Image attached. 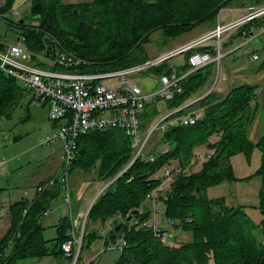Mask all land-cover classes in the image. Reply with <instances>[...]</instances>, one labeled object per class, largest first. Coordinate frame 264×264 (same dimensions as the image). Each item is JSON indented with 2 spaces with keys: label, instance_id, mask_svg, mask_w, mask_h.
I'll return each mask as SVG.
<instances>
[{
  "label": "trees",
  "instance_id": "1",
  "mask_svg": "<svg viewBox=\"0 0 264 264\" xmlns=\"http://www.w3.org/2000/svg\"><path fill=\"white\" fill-rule=\"evenodd\" d=\"M14 2L4 0L0 11L9 12ZM233 2L236 0H30V13L40 20L41 31L28 28L24 19L20 25L29 50L41 53L46 45L52 46L44 43L45 31L55 38L60 48L68 49L88 62L79 67L81 71L98 72L143 62L149 58L145 45L152 32L159 30L164 38L174 39L207 19H216L219 10ZM260 22L257 20L255 24ZM238 37L239 34H233L227 44L234 43ZM206 49L215 54L212 47L200 46L187 50L185 59L193 51ZM167 67L164 61L147 70L146 74L157 76L168 72ZM179 68L183 71L188 68L186 60ZM215 69L216 64L210 63L188 74L182 82V91L166 100L169 106L179 107L202 90L211 82ZM263 70L264 56L255 68L257 72ZM257 86L245 82L232 86L225 94L212 92V88L183 108L179 113L196 108L201 109L202 116L193 124L170 126L162 131L164 147L148 150L152 160L136 158L97 195L88 211V222L100 225L98 232L83 233L82 248L92 238L101 239V228L107 218L144 206L146 194L159 183L153 178L154 174L165 164L176 161L183 170L174 176L162 199L166 210L164 218L174 220L175 227L189 232V239H176L173 246H168L149 226L124 229L126 244L114 264H208L209 261L212 264H264V241L258 238L257 227L244 208L228 204L224 197L210 198L205 194L209 186L235 180L230 158L250 148L249 126L261 107L257 101ZM28 94L13 77L0 72V118L10 117L14 106ZM155 102L145 104L140 114V127L144 130L148 129L156 112ZM214 135L218 139L210 142L209 138ZM76 143L69 174L77 169L87 171L96 167V178L105 182L124 167L134 152L130 138L117 128L86 132ZM201 144L213 151L202 161L201 169L194 172L190 168L193 149ZM258 146L262 152L259 172L263 173L264 118ZM61 194V186L57 184L37 194L30 204L21 198L8 205L11 226L0 241V264H15L21 259L45 254L69 258L64 257L62 250V244L68 238L69 215L62 218L57 235L51 240L43 237L44 225L40 222L51 200ZM260 209L264 212L263 192ZM147 216L145 213L142 217ZM117 235L111 230L107 239L114 240Z\"/></svg>",
  "mask_w": 264,
  "mask_h": 264
},
{
  "label": "built area",
  "instance_id": "2",
  "mask_svg": "<svg viewBox=\"0 0 264 264\" xmlns=\"http://www.w3.org/2000/svg\"><path fill=\"white\" fill-rule=\"evenodd\" d=\"M233 10L232 7L220 9L216 26L192 41L148 58L141 63L107 71H81L79 67L86 65L88 63L86 60L71 51L56 49L53 46L46 45L41 53H35L25 45L24 36L19 38L18 43L0 42V72L13 77L21 87L29 92L31 101L33 100L36 105H46L48 119L54 123L52 131L41 139V144H51L57 141L61 143L59 167L56 173L39 182L35 186L33 194H29L27 190L24 191L23 198L28 204L46 188L59 184L64 203L69 208L72 207L69 171L77 150V138L86 132L97 129H120L130 138L131 146L134 149L129 161L106 182L105 188L121 175L136 158L153 159L152 155L144 154V148L155 129L164 131L170 126L193 124L201 118L202 112L198 110L179 113L183 108L188 107L190 104L188 103L166 115L150 129H145L142 132L140 127V114L145 104L159 99H172L176 93L182 91V82L188 74L210 63L218 64L222 56L248 45L260 33H264V1H250L242 9L243 13L240 16H235ZM222 11L230 14L225 22L220 18ZM257 20H261V22L255 24ZM247 24L249 27H245ZM236 33L239 34L236 41L230 43L229 48L222 51L223 38L229 36L230 39V36ZM200 46L212 47L215 54H212L210 49L189 53L185 59L188 64L186 70H181L180 65H168L166 68L168 72L157 75V84L150 90L142 89L138 84L125 77L132 72H141L159 66L178 53H186L187 50ZM252 58H258L256 49L252 50ZM113 76L120 78L118 87H106L98 83V80L102 78ZM57 121L59 122L57 123ZM212 151V149H206L203 153H198L197 156L193 155L191 163L196 162L197 159L208 158ZM4 165L5 160H0V168H4ZM182 170L183 168L177 164L164 168L161 174H154L153 178L158 179L159 183L146 194L144 200L146 206L117 212L107 218L101 228V251L122 249L126 244L125 230L142 226H149L163 244L173 246L175 237L170 234L167 228L175 225L176 222L159 217L158 204L162 200V192L166 188L169 189L174 176ZM97 195L90 202L85 213L81 211H77L75 215L70 213L68 238L63 242L62 250L64 257L73 259L72 264H76L77 257L81 252L83 228L88 221V211ZM48 212L47 208L42 215L45 216ZM145 213H148V216L143 218ZM118 223H122L119 230L116 231L118 235L114 240H108L107 234L111 230H115ZM79 230H81V234L77 235Z\"/></svg>",
  "mask_w": 264,
  "mask_h": 264
},
{
  "label": "rangeland",
  "instance_id": "3",
  "mask_svg": "<svg viewBox=\"0 0 264 264\" xmlns=\"http://www.w3.org/2000/svg\"><path fill=\"white\" fill-rule=\"evenodd\" d=\"M63 1L81 2L91 0ZM3 3L4 0H0V7ZM30 8V0H16L9 12L2 13L3 11H0V42L6 44L18 43L24 30L18 27L20 25L18 22L22 19H24V23L28 28L31 27L41 31L39 28L40 20L34 19L30 13ZM224 14V12H221L222 20L226 17L225 14L223 18ZM8 20L12 22L10 23ZM216 24L217 17L214 20L207 19L197 24L189 32L174 39H166L159 30H156L150 34L149 41L145 45V50L149 58L157 56L158 54L180 46L184 41L196 37V35L214 27ZM43 33V36L47 37L44 39L45 44H52L56 49H63L59 47V44L53 36L45 31ZM229 40V36L223 38L222 51L229 48V44H227ZM253 49L257 51V59L252 58ZM66 51L69 50L67 49ZM263 56L264 33H260L248 45L222 56L219 63H216V69L211 82L207 83L202 90L191 98L186 99L181 105H187L205 96L208 90L212 88V92L225 94L232 86L241 83L248 82L258 85L257 101L261 103V107L254 122L249 126L247 139L250 142V148L247 152H237L230 158L235 180L229 182L224 181L209 186L206 188L205 194L210 198L224 197L228 204L242 206L247 217L256 225L258 238L264 241V212L260 209L261 192L264 193V172H259L262 165V152L258 146L259 137L263 133L264 108L262 105H264V70L259 72L255 71ZM184 62L185 53H178L166 60V64L169 66H179L184 64ZM146 71L132 72L125 77L144 89L145 84L141 82V77H146L148 82L154 79V76L146 74ZM216 79L218 80L216 81ZM98 83L106 87H118L120 78L118 76L106 77L98 80ZM253 103L254 100L251 101V104ZM154 105L156 112L152 118L150 116L151 120L147 127L148 129L178 108L170 107L168 102L163 99L157 100ZM199 110L201 112V109ZM52 125L53 122L48 119L47 106L36 105L33 100L31 101V95L29 94L24 95L14 106L10 117L0 118V160H5L4 168H0V241L5 238L11 226L8 205L23 197L25 190L29 194H33L35 192V184L40 179L48 178L57 171L61 143L57 141L51 144H41V139L52 131ZM143 131L144 129H142ZM161 136L162 131L155 129L148 143L145 145V155L150 149H154L155 151L163 149L164 146ZM216 139H218V136L214 135L209 138V141L213 142ZM206 149L207 147L204 144L196 146L193 149V155L197 156L198 153H203ZM202 161L201 159H197L196 162L193 161L190 165L191 170L194 172L200 170ZM176 164V161H172L171 164H165L164 167L162 166L158 170L157 174H161L164 168L172 167ZM95 175L96 167L87 171L77 169L72 172L69 176L72 207L69 208L68 205L63 203L61 196L53 198V201L51 200L48 206V215L42 216L40 220L42 225H44L43 237L45 239L51 240L56 237L57 226L64 216L69 215L70 217V213L75 215L77 211L83 213L87 211L90 202L106 184L104 180H99ZM167 190L168 188L162 192V199ZM57 205H59L58 208ZM143 205L146 206V202ZM158 208L160 209L159 217L164 219L166 210L163 200L159 202ZM99 225L98 222L93 223L89 221L85 224L83 233L98 232ZM167 229L175 237V241L176 239L177 241H186L190 237L189 232H184L178 227H175V225ZM76 234H81V230L77 231ZM95 238H92L89 242H85L83 248L81 245V252L77 257L76 264H114L119 258L121 249L101 251L102 240ZM72 262L73 259H66L55 254H45L41 257L21 259L15 264H72ZM208 264H212V261H209Z\"/></svg>",
  "mask_w": 264,
  "mask_h": 264
},
{
  "label": "crops",
  "instance_id": "4",
  "mask_svg": "<svg viewBox=\"0 0 264 264\" xmlns=\"http://www.w3.org/2000/svg\"><path fill=\"white\" fill-rule=\"evenodd\" d=\"M16 1V0H15ZM250 1H257V2H263L264 0H237L236 1V3H234V4H231V5H226V6H224V7H222V8H228V7H232V8H234V10H233V12H234V15L235 16H240V15H242V13H243V8L244 7H246L247 5H248V3L250 2ZM15 3V2H14ZM14 5V4H13ZM222 12H224L225 14H226V17L224 18V16H225V14L223 15V18H224V20H223V22H225V21H227L228 20V18H229V16L230 15H227L228 14V12H226V11H222ZM219 13V12H218ZM218 15V14H217ZM217 17V16H216ZM220 18H221V14H220ZM10 23L12 22V21H10V20H8ZM23 21V19L22 20H20L18 23H21ZM18 23H17V25H18ZM216 26V25H215ZM214 26V27H215ZM18 27L19 28H21V25H18ZM214 27H212V28H210V29H207V30H205L204 32H202V33H200V34H198V35H196V37H193V38H191V39H188V40H186V41H184V43H187V42H189V41H192V40H194V39H196V38H198L199 36H201V35H203L204 33H206V32H208V31H210L211 29H213ZM184 43H182V44H184ZM152 76H154V79H152L150 82H148V80H146L147 78L146 77H141V82L142 83H144L145 84V87H144V90H150V89H152V88H154L155 86H156V84H157V76L156 75H152ZM150 79V78H149ZM145 82H147V83H145ZM264 106V105H263ZM192 110H198V111H200L199 109H196V108H194V109H192ZM191 110V111H192ZM58 167H59V165H58ZM58 167H57V169H58ZM56 169V170H57ZM44 179H46V178H43V179H40L36 184H35V186L39 183V182H41L42 180H44ZM61 197H62V195H60ZM59 197V196H58ZM21 198H23V197H21ZM20 198V199H21ZM55 198H57V197H55ZM53 201V200H52ZM62 201H63V203H64V200H63V198H62ZM67 205V204H66ZM59 207V205H57V208ZM48 215V214H47ZM47 215H45V216H47Z\"/></svg>",
  "mask_w": 264,
  "mask_h": 264
},
{
  "label": "water",
  "instance_id": "5",
  "mask_svg": "<svg viewBox=\"0 0 264 264\" xmlns=\"http://www.w3.org/2000/svg\"><path fill=\"white\" fill-rule=\"evenodd\" d=\"M196 191L199 192V188L196 187ZM122 223H118L116 226H115V231H118L119 228L121 227Z\"/></svg>",
  "mask_w": 264,
  "mask_h": 264
}]
</instances>
